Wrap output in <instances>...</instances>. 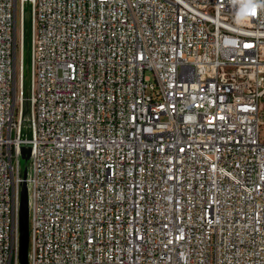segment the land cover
I'll use <instances>...</instances> for the list:
<instances>
[{
    "label": "built area",
    "instance_id": "1",
    "mask_svg": "<svg viewBox=\"0 0 264 264\" xmlns=\"http://www.w3.org/2000/svg\"><path fill=\"white\" fill-rule=\"evenodd\" d=\"M24 144L29 264H264V0H0V264Z\"/></svg>",
    "mask_w": 264,
    "mask_h": 264
},
{
    "label": "water",
    "instance_id": "2",
    "mask_svg": "<svg viewBox=\"0 0 264 264\" xmlns=\"http://www.w3.org/2000/svg\"><path fill=\"white\" fill-rule=\"evenodd\" d=\"M25 40H24V54H23V116L29 114V15L25 18ZM28 135V131H25ZM21 157L27 160L30 152V146L24 144L21 146ZM26 168L23 170V181L20 189V204H19V250L18 261L19 264H29L28 249H29V224H28V194L27 185L25 181Z\"/></svg>",
    "mask_w": 264,
    "mask_h": 264
},
{
    "label": "rangeland",
    "instance_id": "3",
    "mask_svg": "<svg viewBox=\"0 0 264 264\" xmlns=\"http://www.w3.org/2000/svg\"><path fill=\"white\" fill-rule=\"evenodd\" d=\"M27 163L28 160L23 159L21 156L19 157V165L22 171L27 167Z\"/></svg>",
    "mask_w": 264,
    "mask_h": 264
}]
</instances>
